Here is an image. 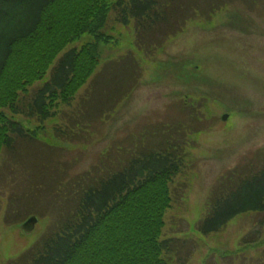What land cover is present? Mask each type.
Here are the masks:
<instances>
[{
    "label": "rangeland",
    "instance_id": "rangeland-1",
    "mask_svg": "<svg viewBox=\"0 0 264 264\" xmlns=\"http://www.w3.org/2000/svg\"><path fill=\"white\" fill-rule=\"evenodd\" d=\"M181 1L201 10L179 15L191 18L170 38L164 24L139 35L134 22L116 23L117 11H111L103 28L111 38L99 44L96 82L92 77L57 115L41 123L0 108L1 115L32 129L38 139L18 140L13 151L4 148L0 153V264L35 246L72 207L69 180L100 176L126 163L138 148L173 144L181 171L162 199L157 200L155 190L147 204L137 207L154 213L167 204L160 239L176 243L179 252L169 254L171 264H264V212L241 213L209 236L197 228L226 177L236 173L235 180L264 168V0ZM81 2L86 0L72 6L71 19L79 14ZM211 3L226 7L207 11ZM93 39L82 34L59 57ZM33 66L39 64L21 65L20 73L4 83L0 101ZM103 66L111 67L110 72L101 73ZM51 73L49 68L44 79L27 87L29 92L18 94L22 103L29 102ZM104 103L110 109L101 115ZM225 114L227 120L222 119ZM97 165L105 169L101 172ZM28 212L38 221L31 232H24L20 222ZM124 246L128 248L127 241Z\"/></svg>",
    "mask_w": 264,
    "mask_h": 264
},
{
    "label": "trees",
    "instance_id": "trees-1",
    "mask_svg": "<svg viewBox=\"0 0 264 264\" xmlns=\"http://www.w3.org/2000/svg\"><path fill=\"white\" fill-rule=\"evenodd\" d=\"M79 2L0 0V89L13 74L20 73L21 65L39 64L16 80L13 90L6 91L0 108L8 107L13 114L43 123L57 115L61 105H72L82 86L92 77L96 82L99 43L111 38L103 32L111 11H117L116 23L134 22L139 35L164 24L166 37L170 38L181 32L191 18V15L185 18L179 15L201 10L200 6L184 4L181 0H86L81 2L79 14L71 19L72 6ZM206 7L207 11L215 12L226 6L211 3ZM67 13L69 17L65 18ZM68 20L72 23L65 27ZM82 34L92 35L93 42L71 48L59 57ZM49 68L50 79L23 104L18 94L29 92L27 87L44 79ZM110 68L103 66L101 73L110 72ZM107 107L104 103L101 115L110 109ZM36 136L32 129L0 114V153L4 148L13 151L21 139L38 141ZM173 145L156 150L138 148L137 154L126 163L113 165L114 168L100 176L87 174L83 180H69L72 207L35 246L8 264H171L169 254L179 252L176 243L171 238L160 239L162 212L167 204L155 208L154 213L137 207L147 204L148 196L155 190L159 195L157 200L162 199L168 192V184L181 171L182 160ZM104 169L100 168L101 172ZM233 175L236 173L226 177L223 186L215 188L207 212L197 225L198 232L204 236L221 231L241 213L264 212V168L249 171L235 180ZM226 181L232 183L225 184ZM63 188L68 186L65 184ZM13 211H9L8 220ZM26 215L25 218L30 213ZM13 216L20 220L19 216ZM126 241L128 248L124 246Z\"/></svg>",
    "mask_w": 264,
    "mask_h": 264
},
{
    "label": "water",
    "instance_id": "water-1",
    "mask_svg": "<svg viewBox=\"0 0 264 264\" xmlns=\"http://www.w3.org/2000/svg\"><path fill=\"white\" fill-rule=\"evenodd\" d=\"M228 118H229V114H225L222 117L223 120H227ZM37 221H38V218L36 216H31L27 221L22 223L20 227L25 232H31L34 229V226Z\"/></svg>",
    "mask_w": 264,
    "mask_h": 264
}]
</instances>
